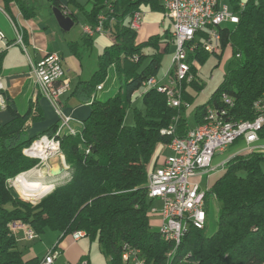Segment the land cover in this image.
<instances>
[{
  "label": "trees",
  "instance_id": "16d2710c",
  "mask_svg": "<svg viewBox=\"0 0 264 264\" xmlns=\"http://www.w3.org/2000/svg\"><path fill=\"white\" fill-rule=\"evenodd\" d=\"M9 15L16 6L25 20L35 16L32 0H1ZM239 22L230 29L220 27L221 54L228 49L231 66L217 91L208 101L195 106L202 90L200 80L182 82V100L190 107L169 109L165 98L154 90L141 96L143 110L133 108L134 125H124L142 84L157 77L162 57L173 51L170 31L136 43V32L129 28L130 18L142 5L162 12L158 0H91L85 21L94 26L104 15V30L112 44L101 52L97 70L91 79L79 82L77 97L90 104L87 118L76 135L55 137L58 123L37 136L26 132L32 106L24 115L12 112L8 123L0 124V264H39L36 258L25 260L18 249L12 223L29 226L38 236L45 231L66 237L82 231L108 264H122L124 246L139 250L147 264H264V154H240L231 158L211 180L204 198L207 216L215 204L219 207L216 231L206 235V227H187L175 248L163 242L150 225L152 200L147 198L146 182L156 167L160 152L174 138L186 135L192 117L193 127L203 123L207 108L218 106L228 95L234 102L231 117L251 120L254 104L264 102V0H227ZM49 7L65 10L74 0H47ZM109 5V8H107ZM78 6V5H77ZM76 22L74 14L69 15ZM111 20L114 22L110 24ZM24 37L22 36V39ZM150 49L151 54H143ZM171 51V52H170ZM137 57L136 62L129 58ZM209 54L198 51L188 56L190 73L196 75ZM3 54L0 53V72ZM114 77L124 86L113 98H95L97 87ZM5 103L9 108V101ZM194 105V106H193ZM37 112V108L35 110ZM42 121L39 114L31 118ZM173 126L172 134L160 132ZM55 137L66 170L53 188L35 203L21 199L9 181L40 168L39 161L25 158L22 151L40 137Z\"/></svg>",
  "mask_w": 264,
  "mask_h": 264
},
{
  "label": "built area",
  "instance_id": "2783aa9c",
  "mask_svg": "<svg viewBox=\"0 0 264 264\" xmlns=\"http://www.w3.org/2000/svg\"><path fill=\"white\" fill-rule=\"evenodd\" d=\"M158 2L165 17L171 23L173 51L170 56V65L160 79L158 76L148 78L135 96L141 97L148 91L154 90L164 96L167 108L183 107L188 110L190 106L182 100L181 83L184 81L188 84L198 80L197 74L190 73L188 56L200 50L209 55L219 56L221 32L217 31V24H225L227 29H230L238 24L239 19L228 4H225L223 10H216L217 0H158ZM243 7L244 2H240L239 9ZM142 20V12H134L130 18L129 28L137 33L142 26ZM105 22L104 15L98 16L93 27H82L83 35L92 37L95 34H104ZM16 35L17 43L22 45L21 36L17 33ZM4 39V34L0 32V41ZM128 60L136 62L137 57L134 56ZM31 74L39 94L50 103L58 117L54 136L69 135V127H72L73 120L64 116L58 108L59 99L69 90V80L61 57L54 53L46 54L39 61L31 64ZM212 79L211 77L210 80ZM101 89L102 85L97 87V91ZM2 91L0 84V104H3ZM233 108L234 102L231 97L223 96L218 106L213 105L212 111L205 114L201 125L189 128L184 137H174L166 145L170 154L160 167L150 171L151 183L146 185L147 198L159 201L162 205L159 211L161 222L157 232L159 237H176L179 244L180 236H183L187 227L191 226L199 230V225L206 223L204 198L209 190L207 187L211 178L222 171L229 161L226 160L221 165L214 166L213 160L216 155L224 154L227 149L235 145H239L240 148L234 156L264 154V105L255 103L254 117L245 124H230ZM173 131L171 126L160 133L172 134ZM55 137H40L22 151L23 156L38 160L40 168H45L49 160L62 157ZM202 179L206 180L205 190L200 186ZM14 181H9L10 186L20 197ZM10 230L13 234L22 230L23 239L27 242H33L38 238L29 226L18 222L12 223ZM69 237L77 241L85 235L82 231H76ZM57 256V248L53 246L47 250L39 264H54ZM121 263L147 264L140 251L129 246H124L121 251ZM78 264L88 263L81 260Z\"/></svg>",
  "mask_w": 264,
  "mask_h": 264
},
{
  "label": "crops",
  "instance_id": "0c3cea01",
  "mask_svg": "<svg viewBox=\"0 0 264 264\" xmlns=\"http://www.w3.org/2000/svg\"><path fill=\"white\" fill-rule=\"evenodd\" d=\"M245 1L247 0H240V2H245ZM32 2L36 5L35 16L31 20H25L22 17L18 8L13 5H9V15H8L4 11L2 1L0 0V32H2L5 36L4 41H0L5 44L4 46L2 44L0 45V53L3 54L1 72H0V84L2 85L3 88V91L1 92L3 104H0V124L4 125L9 121H11L12 112L19 115H24L27 112L29 106H32L31 118L36 117L37 115L40 114L42 116V121L33 122L31 118L28 121H26L25 125H26V132L28 133V135L37 136L42 132H45L49 127L58 123V117L56 115L54 108L50 105V103L47 100L41 97L35 86L34 79L31 74V64H34L35 62L39 61L46 54L54 53V54H58L61 57L62 65L66 73V77L69 80V90L65 95H63L59 99L58 108L64 116L72 118L73 122L71 123V126L74 128V130L75 128L78 127L79 130L77 132H79L82 126V122L87 118L89 114L90 104L82 102L80 98L77 97V94H75L76 86L79 82H85L90 80L94 72L97 70L96 68L93 74L88 78L84 74L82 58L85 52L87 53L88 50H91L92 43H94L95 41H100L101 39L105 40L106 38L107 40L111 41L108 45L110 46L113 41L112 36L109 34V32L105 31V33L102 35L95 34L92 37H86L83 35L82 28H80L81 34L78 40L76 42L70 41L66 45L68 50L67 53L68 55H70V58H67L68 60V65H67L64 63L65 60L64 54L60 52V49L56 46L55 41L52 39L51 35L47 31V27L46 28L43 27V24L40 22V20L37 17L36 14V11L38 10L37 2L35 0H32ZM47 5L49 9V14L51 16L50 19H54L53 16L51 15V8L49 7V4ZM91 6H92V2L89 10L91 9ZM107 8H109V5H107ZM64 9L65 10L63 11L66 14L68 15H70L71 13L74 14L71 10L69 11L67 6H64ZM162 13L164 14V11H162ZM113 22L114 21L111 20L110 24H112ZM83 26L93 27L91 23L86 21H84L81 27ZM142 31H143V25L136 34L138 35ZM167 31L171 32L170 26ZM68 32H61V33H68ZM16 33L21 36V39L22 36L24 37L21 41L22 45L17 43ZM137 37L138 36H136V43L138 44L147 41L143 39H141L140 41L137 39ZM81 40L82 43L80 42ZM80 44L81 46H79ZM108 46H104L103 49H105ZM152 52L153 51L151 50L150 54ZM143 54H146V52L144 51ZM169 55L171 56L170 53ZM70 72H72L73 74L72 76L69 74ZM109 81L106 82L105 84H102V89L96 92L95 98L97 100H99V98L102 97V94L104 93V90L108 85ZM6 99L9 101L8 104L9 108H7V105L5 103ZM36 108H37V112L35 111ZM192 108L193 107H190L188 111L190 112ZM189 128H193V127H189ZM164 150H167V148L165 147L161 151V153ZM221 155L223 154H219L215 156L213 160L214 166H219L224 161L230 160L235 155V153L231 154L229 157L225 159H220L219 156ZM56 158H54L56 160L54 159L49 160L47 166L43 171L41 179H42V184L44 185H49V184L54 185V183L58 182L61 179L62 175L57 178L49 177V171L54 166H59L61 169H64L66 167L63 157H56ZM164 160L165 158H158L156 161L155 168L160 167L163 164ZM14 186L16 188L17 185L14 183ZM153 215L154 217H156V219H158V225H160L161 218L159 212L158 213L154 212ZM14 234L16 238L17 247L22 252L23 258L25 260H30L33 258L37 259L36 247L42 241L41 235L38 236V238L35 241L27 242L23 239L22 230H18ZM55 234L57 236L56 242H54L55 238L53 236H51V238L49 239L50 242H54V244L51 247L55 246L57 248L58 256L54 260V264H61V263H57V261L60 259L66 262V264H78L81 260H85L88 264H90L88 256L84 254V249H86V246L85 245L79 246L81 241L86 237H83L77 241H73L69 236L61 237L58 233ZM90 243L91 242L88 241L87 253L90 251Z\"/></svg>",
  "mask_w": 264,
  "mask_h": 264
},
{
  "label": "rangeland",
  "instance_id": "374dc122",
  "mask_svg": "<svg viewBox=\"0 0 264 264\" xmlns=\"http://www.w3.org/2000/svg\"><path fill=\"white\" fill-rule=\"evenodd\" d=\"M38 4V10L36 11L37 17L40 20V22L43 24V27H47V31L51 35L52 39L55 41L56 46L60 49V52L64 54V63L68 65L67 58H70V55L67 53V47L66 45L70 41H77L80 36V28H82V24L85 21V15L83 14V11H80L79 9H82L84 11H88L91 5V0H74L75 4H69L67 5V8L69 11L71 10L75 16L77 21L75 22V25L68 33H61L60 29L58 28L56 22L54 19H50L51 16L49 14L48 9V3L47 0H35ZM225 4H229L227 0H223ZM78 5V6H77ZM140 11L144 15L142 20L143 25V31L139 33L137 36V39L141 41L148 40L151 37H162L164 33L169 29V26L171 27V23L167 17L162 12L153 11L149 5H142L140 7ZM68 15V14H67ZM137 40V41H138ZM82 43V40L80 41ZM111 41L101 39L100 41H95L92 43L91 50H88L87 53L85 52L83 58H82V64L84 67V74L89 78L93 72L97 68V60L99 58V55L103 49L104 46H108ZM5 45L3 42H0V45ZM2 46V47H3ZM81 46V44L79 45ZM81 48V47H80ZM146 54H150L151 50L144 49ZM143 51V52H144ZM217 57L213 54H210L208 58L206 59V62L203 64V66L198 69L197 72V78L203 83V87L199 95L197 96L194 105H202L208 99L215 94L217 91L219 85L222 82L224 74L227 72L228 68L231 66V55L228 49L225 50L224 54L222 55L219 65L217 66ZM170 65V55H165L162 57L161 62V68L158 73V78L160 79L165 72L168 70ZM70 70V69H69ZM71 71V70H70ZM71 76L73 75L72 72L69 73ZM213 78L210 80V78ZM112 81V82H111ZM111 82V83H110ZM124 84L120 83L115 79L114 77H111L108 85L106 86L104 93L102 94V97L99 98L100 101H106L107 99L113 98L115 94L119 91L121 87H123ZM193 105V106H194ZM133 108H137L139 110H143V106L141 103V97L135 98L133 102V106L128 109L125 119H124V125L128 127H133L134 125V111ZM190 127H193L194 119L191 117L189 120ZM79 128H75V132H77ZM240 146H233L226 150V152L219 156L220 159H225L229 157L231 154H234ZM161 153V152H160ZM168 151L164 150L159 158H166L168 156ZM57 159V158H56ZM54 159V160H56ZM48 164V163H47ZM45 168H38V169H32L34 172H41L43 174ZM29 172V171H28ZM25 173V172H24ZM220 172H218L215 176H217ZM23 174V173H22ZM35 175L32 179H27L28 182H39L42 183V179L36 177ZM19 177V175L17 176ZM17 177L11 181L17 180ZM211 180L207 187L206 180L202 179L200 181L201 189L205 190L206 187L209 188L211 186ZM16 183V181H15ZM10 184V183H9ZM17 185V184H16ZM44 186H52V185H44ZM53 188V187H52ZM17 192L21 196L20 188L16 186ZM14 190V189H13ZM15 191V190H14ZM16 193V192H15ZM26 198V197H24ZM30 202H36L39 199H32L26 198ZM25 200V201H27ZM161 202L159 201H153L151 204L150 211L152 212L150 215V223H151V229L154 232H158L159 225H158V219L154 217V212H159L161 210ZM218 215H219V207L218 205H214L211 207L210 211L208 212L206 216V235L210 236L212 235L216 229H217V221H218ZM53 236L55 238L54 242L57 240V236L54 232L51 231H45L43 234H41L42 241L37 245L36 247V254H37V260L40 261L45 252L48 248H50L54 242H50V238ZM88 238H85L81 241L79 246L85 245L86 249H84V254L88 256L89 263L90 264H108L109 259L104 257L99 251L97 247L96 241H93L90 243V251L87 253L88 249ZM17 244V243H16ZM57 263L66 264L62 259L58 260Z\"/></svg>",
  "mask_w": 264,
  "mask_h": 264
},
{
  "label": "bare ground",
  "instance_id": "6f19581e",
  "mask_svg": "<svg viewBox=\"0 0 264 264\" xmlns=\"http://www.w3.org/2000/svg\"><path fill=\"white\" fill-rule=\"evenodd\" d=\"M224 7H225V3L223 2V0H217L216 10H223ZM220 27H227V25L217 24V31L218 32H219ZM223 96H225V95H223ZM223 96L220 98V102H221V99L223 98ZM257 105H264V102H257ZM212 108L213 107L207 108L206 113L208 111H212ZM245 123H249V120L236 121L230 115V124H245ZM76 133L77 132H75L73 127H69V135H76ZM59 153H60V151H59ZM66 169H67V167H65L62 170L64 171ZM35 175H37L38 178L42 177L41 172L29 171V172H25L23 174H20L19 177H17V180H15L16 183L14 182L20 188L19 190L22 193L20 197L24 200H27L26 198H29L30 200L40 199L42 196L47 194L52 189V186H44V184L39 183V182L36 183V182H28L27 181V179H32ZM150 183H151V174L147 178L146 185H150ZM24 197H26V198H24ZM204 225H205V223H201L199 225V229H202L204 227ZM161 239L163 240V242L171 243L172 245L175 246V248H177V246L180 244V240L182 239V236H180L179 244H178V238H176V237H161Z\"/></svg>",
  "mask_w": 264,
  "mask_h": 264
},
{
  "label": "water",
  "instance_id": "95a60500",
  "mask_svg": "<svg viewBox=\"0 0 264 264\" xmlns=\"http://www.w3.org/2000/svg\"><path fill=\"white\" fill-rule=\"evenodd\" d=\"M51 15L53 16V18H54V20H55V22H56V24H57V26L61 32L70 31V29L74 25V21L63 10L52 7L51 8ZM62 173H63V170L59 166H54L49 171V177L57 178V177H60L62 175ZM49 185H52V184H49ZM52 187H53V185H52Z\"/></svg>",
  "mask_w": 264,
  "mask_h": 264
}]
</instances>
